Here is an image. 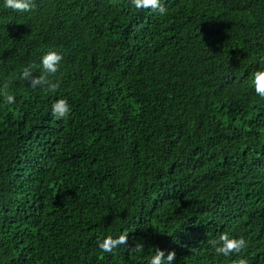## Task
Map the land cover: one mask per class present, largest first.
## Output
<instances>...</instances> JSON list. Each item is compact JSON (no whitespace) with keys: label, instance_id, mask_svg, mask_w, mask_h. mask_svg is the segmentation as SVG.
<instances>
[{"label":"trees","instance_id":"trees-1","mask_svg":"<svg viewBox=\"0 0 264 264\" xmlns=\"http://www.w3.org/2000/svg\"><path fill=\"white\" fill-rule=\"evenodd\" d=\"M162 2L0 8V93L16 96L0 104V264H147L156 248L232 264L212 252L221 232L264 264V0ZM50 49L55 92L19 79ZM122 233L129 248L101 252Z\"/></svg>","mask_w":264,"mask_h":264},{"label":"clouds","instance_id":"clouds-1","mask_svg":"<svg viewBox=\"0 0 264 264\" xmlns=\"http://www.w3.org/2000/svg\"><path fill=\"white\" fill-rule=\"evenodd\" d=\"M129 2L136 9L151 8L156 10L161 16L167 14V8L164 6L162 0H129ZM33 5L34 0H0V8L18 12H30ZM62 61L63 54L58 50L50 49L40 57L39 76H34L31 68L25 67L19 74V79L26 81L33 88L40 87L49 92H55L60 86V81L54 79V77L60 71ZM253 85L255 94L264 98V69L257 70L253 74ZM0 104L9 107L14 106L16 104L15 94L5 89L0 93ZM71 112L72 109L67 98L56 99L50 109V114L56 120L68 118ZM127 241V233H122L117 237L106 236L102 240H98L97 246L102 253L113 254L120 246L129 248ZM209 243L215 256L225 259H231L233 256H236L237 259L233 260L232 264H248L247 258L240 255L248 247V241L243 235H232L228 232H221L215 239L210 240ZM143 247V243L137 242L135 244L136 252H141ZM175 257V250L168 251L167 255H165L164 249L156 248L155 254L149 258L147 264H172Z\"/></svg>","mask_w":264,"mask_h":264}]
</instances>
